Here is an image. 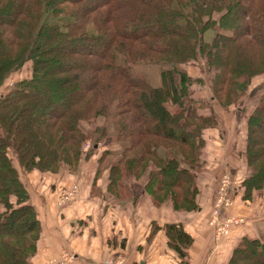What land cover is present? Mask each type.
Segmentation results:
<instances>
[{
	"label": "trees",
	"instance_id": "obj_1",
	"mask_svg": "<svg viewBox=\"0 0 264 264\" xmlns=\"http://www.w3.org/2000/svg\"><path fill=\"white\" fill-rule=\"evenodd\" d=\"M196 59L212 74L210 100L237 106L264 74V0H0V264H31L42 239L23 176L75 175L107 138L126 144L115 163L109 147L96 156L93 185L106 173L115 200L126 180L146 177L155 206L201 209L203 132L220 127L190 99L202 83L187 67ZM28 62L30 78L14 81ZM109 116L111 134L97 123ZM245 161L249 200L264 189V97L247 120ZM164 231L186 257L192 234L182 223ZM227 263L264 264V237L244 236Z\"/></svg>",
	"mask_w": 264,
	"mask_h": 264
},
{
	"label": "crops",
	"instance_id": "obj_2",
	"mask_svg": "<svg viewBox=\"0 0 264 264\" xmlns=\"http://www.w3.org/2000/svg\"><path fill=\"white\" fill-rule=\"evenodd\" d=\"M221 129L220 125V128L204 130L205 146L220 147V142L227 145V138L221 137ZM232 130H235L233 124ZM211 136L216 137L212 144L208 139ZM238 138L241 141L239 156L245 132L242 131ZM213 155L211 153L210 157ZM221 155L224 157L223 153ZM234 161L233 157L228 167L222 162L220 166L231 170L236 165ZM85 171L81 164L75 175L33 170L23 176L43 229L31 264H228L244 236H264V189L256 191L249 200L242 199V188L235 187L234 196L230 190L231 204L223 210L220 219L235 217L241 220L232 226L228 235L218 237L217 226L211 222L217 190L213 185H203L199 211L180 212L170 205L157 207L151 202L145 192L146 177L133 178L129 184L125 182L120 187L121 196L112 200L113 197L106 193L107 174L99 175L93 185L95 169ZM233 174L235 178L241 176V172ZM73 182H80L77 197L69 204L59 205V190ZM240 183L237 179V184ZM165 223H182L192 234L194 241L186 257L181 258L168 246ZM155 226L161 229H153Z\"/></svg>",
	"mask_w": 264,
	"mask_h": 264
},
{
	"label": "rangeland",
	"instance_id": "obj_3",
	"mask_svg": "<svg viewBox=\"0 0 264 264\" xmlns=\"http://www.w3.org/2000/svg\"><path fill=\"white\" fill-rule=\"evenodd\" d=\"M187 67L190 70L191 74H193V76L201 77L202 79L201 84L195 83L190 88V91H191L190 99L193 101L195 108L197 109L198 113L204 114V115H210L212 111H214L217 114V117L219 118L218 127H220L221 125V128H223L221 129V137L222 138L226 137L228 140V143L226 146L224 142H220V147L217 145L212 147L211 145L208 146V144L207 146H205V149L202 155L203 166L199 170V173H198V179L200 181V185L202 189H203V185L204 186L213 185V187L215 186L217 188L215 197L217 198L218 190L223 181L222 179L224 178L225 175L226 176L230 175V179L232 178L233 181H235V183L231 184L229 192L231 190V196H234L236 195V193H233L234 188L238 187L237 190L241 189V186L237 184V179L240 180V182H242V179H244V177L249 176L251 173V169H248L245 165L246 161L244 157V151H245L244 147L246 146V139L243 143L244 145L242 144L243 147L240 152V155L238 156L239 146L241 144L240 138L238 137L242 131L245 132V137H246V127H247L248 117L251 114L254 107L257 105L259 99L264 97V74L259 75L256 77V79H254L253 84L250 87L248 93L244 95V97L242 98V100L239 102L237 106L232 107L231 109L225 111L216 101L210 100L211 93H212V89H211L212 74L207 73V71L204 69L203 62L199 61V59H196L193 62H191ZM136 69L139 73L145 76L147 75L152 76L156 73L155 68H153L152 66H148L146 64H140L136 67ZM30 76H31V63L28 62L24 65V67L19 72L16 73V75L13 78L15 81V80H22V79L30 78ZM152 81L157 82L158 78L157 80H152ZM12 87L13 86H9L7 87V89L12 88ZM190 109H191V106L189 107V110ZM112 121L113 119H111V117L107 120H105L104 118H101L98 120L97 123L99 124L100 127L102 125H105L106 123L108 125L109 134H111L114 130ZM232 124L235 129L234 131L232 130ZM94 126L95 125L93 124V127ZM86 127L89 131L90 125L87 124ZM238 130L240 132H237ZM90 136L92 137L91 134ZM243 136L244 135H242V137ZM215 138L216 137L214 136H211L210 138H208L210 140V144H212L213 142L212 140ZM92 141H93V137L92 139L88 141L90 145L85 144L84 146L85 155L84 156H86V154L90 152ZM109 142L113 144L111 146H108ZM127 142L129 143L128 140ZM125 144L124 142L121 143V142L113 141V139L111 138H107L105 143L104 141L101 142V144H99V149L93 152L95 156H93L92 158H88V159L84 157L82 161V168L86 170L85 172L91 171V169L94 170L93 166L95 164L96 156H98V154H100L103 150H105L106 147H109V152H110V155L108 156L109 162L115 163L119 159V157H121L120 156L121 150L123 149ZM217 152H219V157H218ZM211 153L214 154L213 157H210ZM222 153L224 157L221 155ZM233 157L235 158L234 162L236 163V165H234L233 168H231V170L229 168L223 169L222 166H220L221 162H222V165H225V166H227V164H230V161H232ZM239 172H241V176L238 174ZM233 173L238 174L240 177L238 176L236 177L237 178L236 179L235 178L236 175H234ZM131 179L133 178L131 177L125 182H128L127 184H129ZM261 237H264V236H261Z\"/></svg>",
	"mask_w": 264,
	"mask_h": 264
},
{
	"label": "built area",
	"instance_id": "obj_4",
	"mask_svg": "<svg viewBox=\"0 0 264 264\" xmlns=\"http://www.w3.org/2000/svg\"><path fill=\"white\" fill-rule=\"evenodd\" d=\"M9 86H13V83L10 82ZM89 145V143H87ZM222 184L218 190L217 198L214 202V212L213 220L211 221L215 226H217V236L228 235L232 226L240 222L239 218H227L224 220L220 219V215L224 209H226L231 204V197L229 195V189L232 183H235L233 179H230V175H225L222 179ZM80 190V183L73 184L70 188H64L61 190L59 200L57 203L59 205L69 204L75 199ZM108 264H116L114 262H108Z\"/></svg>",
	"mask_w": 264,
	"mask_h": 264
}]
</instances>
